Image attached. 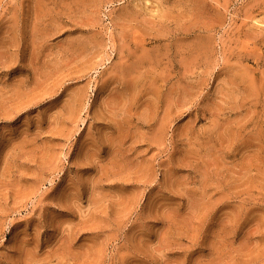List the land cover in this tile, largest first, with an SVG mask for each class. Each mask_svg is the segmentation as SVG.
<instances>
[{
	"label": "rangeland",
	"instance_id": "1",
	"mask_svg": "<svg viewBox=\"0 0 264 264\" xmlns=\"http://www.w3.org/2000/svg\"><path fill=\"white\" fill-rule=\"evenodd\" d=\"M0 264H264V0H0Z\"/></svg>",
	"mask_w": 264,
	"mask_h": 264
}]
</instances>
